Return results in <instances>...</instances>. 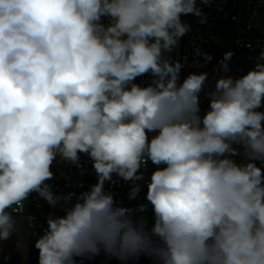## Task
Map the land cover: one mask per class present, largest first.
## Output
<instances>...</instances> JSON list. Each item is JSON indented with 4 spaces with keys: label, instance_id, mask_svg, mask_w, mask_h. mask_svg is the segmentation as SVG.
<instances>
[{
    "label": "clouds",
    "instance_id": "obj_1",
    "mask_svg": "<svg viewBox=\"0 0 264 264\" xmlns=\"http://www.w3.org/2000/svg\"><path fill=\"white\" fill-rule=\"evenodd\" d=\"M187 15L206 21L197 0H0V241L35 192L63 212L46 218L38 264H264V50L211 89L207 72L181 80L166 54ZM82 154L96 183L53 193V163L82 168ZM149 162L145 203L106 191L115 176L138 197Z\"/></svg>",
    "mask_w": 264,
    "mask_h": 264
},
{
    "label": "built area",
    "instance_id": "obj_2",
    "mask_svg": "<svg viewBox=\"0 0 264 264\" xmlns=\"http://www.w3.org/2000/svg\"><path fill=\"white\" fill-rule=\"evenodd\" d=\"M197 6L205 15V23L199 22L201 17L183 16L182 20L190 25V29L180 38L172 52L166 55L173 61H180L183 64L181 80L192 72H207L205 89L208 90L214 87L217 77L223 75L239 77L254 67L256 57L264 50V0H212L208 6L200 4L197 0ZM196 49H199L201 53L210 54L212 60L205 63V58L197 55ZM227 51H232L233 56L228 61L229 71L224 72L219 62ZM149 80L150 76H144L138 78L136 82L145 84ZM200 101L201 114H203L209 107V101L203 92L200 95ZM237 159L240 160V157ZM80 163L82 168L70 162H59V159L53 163L51 170L54 178L47 182L53 193L61 196L69 192L79 193L89 190L90 186L96 183L97 178L90 159L82 154ZM154 167L149 162L144 181L138 182L141 184V192L135 199H129L132 182L121 178L114 176L116 183H106L105 189L112 192L116 201L124 206L135 207L145 203L146 182ZM7 211L26 219L32 245L46 229V218L49 214L63 215L59 206L55 209L50 207L35 192L24 201L23 207L14 205ZM147 215L151 222L150 210ZM149 264H152L150 259Z\"/></svg>",
    "mask_w": 264,
    "mask_h": 264
},
{
    "label": "rangeland",
    "instance_id": "obj_3",
    "mask_svg": "<svg viewBox=\"0 0 264 264\" xmlns=\"http://www.w3.org/2000/svg\"><path fill=\"white\" fill-rule=\"evenodd\" d=\"M15 231L7 240L0 241V264H38V255L33 248L26 219L13 214ZM27 234V235H26Z\"/></svg>",
    "mask_w": 264,
    "mask_h": 264
},
{
    "label": "trees",
    "instance_id": "obj_4",
    "mask_svg": "<svg viewBox=\"0 0 264 264\" xmlns=\"http://www.w3.org/2000/svg\"><path fill=\"white\" fill-rule=\"evenodd\" d=\"M28 233V232H27ZM27 235V234H26ZM38 254V253H37ZM80 258H78L79 260ZM82 264H120L118 260L115 258H108L104 255H98L92 260L83 259ZM128 264H149V258L145 256H141L137 260H130Z\"/></svg>",
    "mask_w": 264,
    "mask_h": 264
},
{
    "label": "water",
    "instance_id": "obj_5",
    "mask_svg": "<svg viewBox=\"0 0 264 264\" xmlns=\"http://www.w3.org/2000/svg\"><path fill=\"white\" fill-rule=\"evenodd\" d=\"M149 223H151V222H149ZM34 245H35V243L33 244L34 251H35L36 253H38V250L34 247Z\"/></svg>",
    "mask_w": 264,
    "mask_h": 264
},
{
    "label": "flooded vegetation",
    "instance_id": "obj_6",
    "mask_svg": "<svg viewBox=\"0 0 264 264\" xmlns=\"http://www.w3.org/2000/svg\"><path fill=\"white\" fill-rule=\"evenodd\" d=\"M28 234H29V231H28ZM30 249L32 250V252H35V251H34V248H30ZM35 253H36V252H35Z\"/></svg>",
    "mask_w": 264,
    "mask_h": 264
}]
</instances>
